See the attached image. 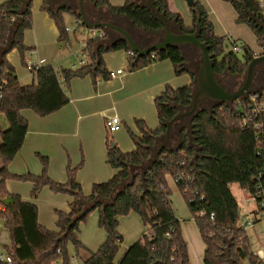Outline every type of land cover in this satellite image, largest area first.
I'll return each instance as SVG.
<instances>
[{
    "label": "trees",
    "instance_id": "obj_1",
    "mask_svg": "<svg viewBox=\"0 0 264 264\" xmlns=\"http://www.w3.org/2000/svg\"><path fill=\"white\" fill-rule=\"evenodd\" d=\"M84 1L92 3L95 9L107 8L111 14L129 19L136 29L148 32L150 38L163 31V25L153 11L141 6L149 0H126L121 7L112 6L109 0ZM150 1L160 10L165 21L176 29L193 34L200 28V41L207 45L213 56L217 78L245 74L253 56L252 50L248 46L241 47L244 54L238 56L231 48L230 37L215 34L209 14L201 3L194 1L190 7L194 26L186 28L181 14L172 12L166 0ZM226 1L236 10L237 23L251 28L258 45H263L264 30L250 19V15L264 22V7L254 0ZM32 5L33 0H7L0 5V93L3 95L0 101V215L11 235L12 244L6 250L12 257V264H71L68 245L73 244L78 256L87 250L80 240L81 227L94 210L99 211V224L107 238L96 252H88L84 264H190L182 221L173 207L167 176L176 181L199 229L205 244L204 264H261L252 253L248 232L237 226L240 206L230 185L238 184L242 189L254 190L255 177L264 172V114L254 117L249 127H242L241 116L229 106L202 104L197 115L190 119V129L181 123L176 128L175 124L171 129V147L162 151L160 159L149 171L143 173L140 169L150 165L157 141L167 131V123L179 114L180 109L186 111L190 107L194 81L178 89L168 85L155 99L160 122L157 129L149 128L144 120L135 121L138 133L130 130L135 144L133 151L124 153L116 144L108 142L107 163L115 174L106 182L93 184L89 195L84 193L77 180L81 165L67 168L66 183L56 182L49 176V159L40 154L42 174L14 175L9 172V165L22 149L28 133V121L22 111L29 109L40 117L59 111L70 103L66 88L72 79L91 76L95 83L110 80L104 55L118 50L129 51L121 39L108 45L90 38L84 47L88 57L86 66L60 71L51 66L42 67L35 75L36 82L24 86L19 82L8 55L17 50L25 63L24 55L29 52L25 34L33 27ZM42 8L48 10L47 1ZM75 9L77 6L65 8L57 15L50 12L60 32V40H67L68 36L64 13L81 19ZM99 20L114 22L101 14ZM132 37L142 47L151 44H142V37L137 39L135 34ZM226 41L231 52L225 51ZM164 60L173 64L178 76L190 73L183 50L174 47L142 58L129 57V71ZM191 77L194 79V73ZM1 119L6 120L7 127H2ZM255 125L260 129H255ZM176 148V151L171 150ZM131 166L134 167V180ZM8 179L33 183L32 196L35 198L44 187L72 197L68 212H56L57 230L39 223L37 205L8 192L5 187ZM123 183L129 185L120 191ZM263 210L260 209L259 214ZM132 212L141 217L145 232L118 262L116 259L124 241L119 230L120 218Z\"/></svg>",
    "mask_w": 264,
    "mask_h": 264
},
{
    "label": "crops",
    "instance_id": "obj_2",
    "mask_svg": "<svg viewBox=\"0 0 264 264\" xmlns=\"http://www.w3.org/2000/svg\"><path fill=\"white\" fill-rule=\"evenodd\" d=\"M6 1L7 0H0V5L4 4ZM45 1L48 2L47 11L42 8ZM166 1L168 2L169 8L172 12L181 14L186 28H192L194 26V18L192 16L190 7L187 6L186 0H166ZM194 1L201 3L207 10L209 14V19L214 26L215 34L218 37H221L223 33L220 32V28H224V29L226 28L227 31L229 32L239 31V30H243L247 32V30H250L246 24L237 23L236 21L237 12L234 9V7L226 0H194ZM62 2L63 0H33V7H32L33 27L31 30H28L25 34V45L29 48V52H27L28 57L27 58L25 57V63L23 62L22 67H20V65L17 62V59L15 58V55L17 56L20 53L17 50H13L8 55V59L10 63L15 68L19 82L24 86L33 85L36 82L35 75L32 74L26 68L27 61L38 60L39 58H43L51 63V62H56L55 59L58 58V54H56V52L58 50L59 44H61L60 32L54 20L51 17L49 4L52 6L54 10H56L61 5ZM109 2L112 6L121 7L125 4L126 0H109ZM76 6L77 9H75L74 12L76 11L80 14L79 0H72L67 5L66 8H75ZM84 9L88 16V19L92 22L98 21L99 15L101 14L103 18H110L113 21H121L123 23L129 24L130 26L134 27V25L130 22L129 19L125 17L121 18L111 14V12L107 8L95 9L92 3L84 1ZM64 14H67L75 19V27L74 28L68 27L71 29V32H67L68 34L67 40H63L65 42L64 47L69 49L70 52L66 54L63 57V59L64 58L68 59V57H70L71 54L75 52L73 46L74 42H72L70 35H73L76 39V42L81 44V39L78 38L79 32L80 35L83 36V38L85 36L87 37L83 48L77 49L80 51L76 50L77 53L80 52L79 54H81V56L83 57L85 44L87 40L91 38L89 36V29L86 28L84 25L83 26L77 25V22L79 20L82 21V18L78 19L76 15L66 12ZM82 30H84L83 34H81ZM105 33L107 37L102 39L101 42L108 45L112 44L114 38L111 37V32L107 33L105 31ZM139 34H143V36L149 35L148 32L142 33V31H139ZM57 38L59 39L58 42H57ZM255 53L257 54V52L254 51V54ZM104 61L108 72H116L118 70L124 69V65H126L125 62L116 59L114 56H111L108 53L104 55ZM74 64L71 65V68ZM129 68H130V64L127 71L123 70L124 73L122 75H118L117 77L111 78L110 80L98 81L97 83L93 81L91 76L72 79V81L69 84V87L66 88L70 96V103L67 104L65 107H63L62 109H60L59 111L51 115H48L46 117H40L34 111L29 109L23 110L22 115L28 121V133L26 135V139L22 149L9 165L10 172L14 175H25L28 173L39 175L43 170V165L38 158V154H40L49 159V166H48L49 176L56 182L66 183L67 168L69 166L72 168L80 166L81 164L80 162L82 160L84 153L85 155L84 167L82 166L83 168L81 167L78 170L77 180L82 186L86 185L87 179L89 177H92L93 175V173L90 171L92 166L97 164L94 161L95 158L93 157L94 151L97 150L100 155V156L97 155L96 157L97 160L100 159L101 162H103V160L105 159L107 162V148L106 151L104 150V148L105 145L107 146L109 140H107L106 144H104L105 141L104 137L106 135V133L104 132V128L105 130L107 129L106 116L108 115L117 114L122 120V126L117 132L110 133L109 130L107 129V132L113 134L112 137L114 141L117 143L116 145L124 153H127V151L128 152L133 151L135 149V144L134 146H132L131 144L125 142V138H123L124 136L122 132L123 131L122 127L126 126L128 128L134 129V126H136L135 121L137 119L144 120L147 125L149 124L148 127L151 129H156L155 127L157 126L159 127L160 122L157 123L159 118L155 105V99L164 92L165 88L168 85L174 89H178L181 88L179 86L182 85V82L179 81V79L177 78V75L174 70V66L169 60L153 63L145 68L139 69L134 72H130ZM61 69H63L62 66L58 67V71H60ZM193 81L194 79H192L191 77V81L189 80L185 82L186 84L185 86L190 85ZM155 114H157V118ZM1 123L3 128L7 127V122L5 119H1ZM137 133H138V129H137ZM171 139H172V134H171ZM1 142H2V137L0 134V144ZM171 145H172V140H170L169 146ZM111 170H113V176H114L115 170L112 168ZM86 173H88V178H85ZM110 175H112V171L110 172L107 170V174L105 173L104 178H100L93 181V184L102 183L110 179L108 178L110 177ZM167 180L170 188L172 184H176V181L171 176H167ZM88 183H90V181ZM8 188L10 192H12L13 194L20 195L24 201L30 202L27 198H25L28 196L27 191L29 190V187L27 185L20 187V185L17 184V182L9 181ZM236 188L239 189L241 192H244L243 196L245 202V198H246L245 189H242L238 184L230 185V189L233 192V194ZM49 194L56 196L55 198L58 203L61 202L63 203L60 204L59 208L55 209L56 212L57 211L68 212L65 209L68 205H70V202L72 201V197L71 199L69 197V201H68V199L61 197L60 195H55L52 192H50ZM31 203H34L38 207L39 223L50 230H57V229H52L49 226H46L47 224L43 222L42 214H41L42 209L40 204L32 201ZM240 214H241V208H240ZM124 218H125V224L128 222L127 220H129L127 219V216L120 218L119 230L120 233L122 230H124V234L128 235L129 232L126 231V228L123 226ZM190 218L191 219L188 221L194 222L192 214ZM185 219H189V218L187 217ZM2 220L5 223V220L3 218ZM257 222H259L258 219L256 220V223ZM186 225H187L186 221H184L181 224L183 229L182 233H184L185 236L184 239L187 242L188 251H190V260L191 262H193L194 254L191 253L196 250L197 252H199L200 255L199 258L201 264H204L205 244L202 240V237L200 236V232L198 233V235L199 237H201L199 238L201 239L202 242L201 247L199 243H196L198 247L195 249L194 244L190 242V238L185 232ZM131 237L132 236H130V238ZM137 237L138 236H135L132 240H130L129 244H127V242L124 244L123 247L124 250L119 252L116 261L119 262L121 260L127 249L134 243L133 241H135ZM103 241L104 238L103 239L101 238L100 242L102 243ZM193 243H195V240L193 241ZM86 251L89 252L90 250L87 249ZM82 252L80 253V256ZM73 262H75V260H73Z\"/></svg>",
    "mask_w": 264,
    "mask_h": 264
},
{
    "label": "rangeland",
    "instance_id": "obj_3",
    "mask_svg": "<svg viewBox=\"0 0 264 264\" xmlns=\"http://www.w3.org/2000/svg\"><path fill=\"white\" fill-rule=\"evenodd\" d=\"M187 6H188V2H187ZM32 7H33V5H32ZM188 7H187V9H188ZM63 22H64V25L66 27H70V28L75 27V19L70 17L67 14L63 15ZM123 24L129 32H131L133 34H136V33L138 34V32H139L138 29L135 28L133 30V28H131L129 24H126V23H123ZM249 29L251 30V28H249ZM250 30H247V32L243 31V30H239L240 32L239 31H230L229 32V31H227L226 28L225 29L220 28V32H223L221 37H228V36H231V34H232V36L230 37V40L236 41L238 46L243 47V49H244V46H248L252 50V53H254V51L259 53V54L263 53V45H260V44L258 45V41H257L255 33L252 30H251L252 31L251 32ZM226 32H228V33H226ZM83 33H84V30L81 31V34H83ZM113 33L114 32H111L112 36H113ZM226 35H228V36H226ZM46 36H47V34H46ZM70 37L72 39V42H74L73 46H74V50L76 53L75 52L72 53L70 57L66 56V57H68V59H65V58L63 59V57L70 52H69V49L64 47L65 42L63 40H60L61 44H59L58 50L56 52V54H58V58L55 59L56 62H51V63H56L57 67L62 66L63 69H71V65L75 63L74 65H76V69H79V68H81L80 66L77 65L79 60L85 59L86 62H88V57H82L81 54H79L80 52L77 53V51H80L77 49L83 48L87 37L85 36L83 38V36L80 35V32L78 33V38L81 39V44L76 42V39L73 35H70ZM58 40L59 39L57 38V42H58ZM226 42H225V51L231 52V49L226 47L227 44H229L228 41H226ZM180 48L183 50V53H184L185 58L187 60L188 70L191 71V73L195 74L199 65L202 63V54H201L200 50L196 46L191 51H189L188 47L186 48V47L181 46ZM108 54H110L111 56H114L116 59H119L122 62H125L126 65H124L123 70L127 71L130 63H129V57L127 56V53L125 50H118L115 52H110ZM243 54H244V52L237 54V55L241 57ZM24 56L27 58L28 53H26ZM15 58L17 59V62L20 65V67H22L23 59L21 57V54H18L17 56L15 55ZM57 60H59V61H57ZM76 69H74V70H76ZM244 76H245V74L240 76L239 79L244 80ZM177 78L179 79V81L182 82V85H180L179 87H182V86L186 85L185 82H187L189 80L191 81V74L190 73H184V74L179 75V76L177 75ZM252 88L253 89H261V87L259 85H253ZM200 108L201 107H199V109ZM155 115L157 118V114H155ZM157 123H159V120L157 121ZM157 127H155V128L157 129ZM100 129H101V127H100ZM122 130H123L122 132H123V136H124L123 138H125V142L134 146V142H133L131 135H130V130H132V131L135 130L137 133L136 126H134V129L123 126ZM104 132L107 135V137H106V135L104 137V140H105L104 144H106L107 140H109L110 143L117 144L112 137L113 134H110L109 132H107V129L105 130V128H104ZM95 145H96V143H95ZM106 148H107V146L105 145V148H104L105 151H106ZM81 154H82V152H81ZM97 155L100 156L98 151L95 150L93 153V157L96 159ZM95 159H94V161L97 164L92 166V168L90 170L93 173V175H92V177L88 178V173H86L85 178H88L87 184L82 186L84 193L87 195H89L92 191L93 181L100 179V178H104L105 173L107 174V170L110 172L112 171V175H110V177H108V178L111 179L112 178L111 176H113V170H111V166H109V164H107L105 159L103 160V162H101L100 159L99 160L96 159L97 161ZM84 161H85V155L83 153V157H82V160L80 162L81 167L82 166L84 167ZM9 172H10V170H9ZM42 172H43V170H42ZM42 172L40 174H42ZM110 179H108V180H110ZM108 180H106V181H108ZM9 181L17 182V184H19L20 187L27 185L29 187V190L27 191L28 196L25 198H27L30 202L32 201V202H37L38 204H40L41 209H42L41 214H42L43 222H45V224H47L46 226H49L52 229H57V218H56L57 214H56L55 209L59 208V206L62 202L58 203L56 201V198H55L56 196H53L49 193L52 192L55 195H60L61 197L68 199V201H69V197L71 199V196L68 194L55 193L49 187H44L40 191L38 197L35 198L32 196V190L34 188L33 183L28 182V181H20V180H16V179H8L5 181V187L8 190V192L11 194H13V193L10 192V190L8 188V182ZM89 181H90V183H88ZM106 181H104V182H106ZM0 182H1V177H0ZM171 190H172L171 200H172L173 207L175 209L176 215L180 218L182 223L184 221H186V223H187V225L185 226V232L187 233L188 237L190 238V242L192 244H194L195 249L198 247V245L196 243H199L200 247H201L202 242H201V239H199L201 237H199V235H198V233H199L198 227H197L195 222H189L188 221L191 219L190 218L191 212L189 210V207H188L183 195L181 194V192L178 189V187L176 186V184H172ZM243 193L244 192H241L237 188L234 190L235 197L237 198V200L240 204L241 215L242 216L245 214H250L251 216L256 215L259 212L258 206L253 202L245 203ZM65 210L69 211V205L66 207ZM257 215H258L257 219L259 220V222H257L255 224L254 228H250L247 231L249 238H250V244H251L252 251H256V250H258L264 246V210L260 214L258 213ZM124 217H126V216H124ZM187 217L189 219H185ZM2 218L3 217L0 215V253H2L4 255H8L7 250H6V246H8V247L11 246L12 240H11L10 232L5 227V223L3 222ZM127 219H129V220H127L128 222L125 224V218H124L123 226L126 228V231L129 232V234L125 235L124 230H122L123 232L121 231V233L123 234L122 236H124L123 237L124 241H123V245L121 246L119 252L124 250L123 247H124V244L126 242H127V244H129L130 240H132L135 236H138L137 239L135 241H133V242H136L137 240H139L141 238V236L143 235V233L145 231L141 217L138 214H136L135 212H132L129 215H127ZM181 228H182V226H181ZM182 231H183V229H182ZM130 236H132V237L130 238ZM183 236H184V233H183ZM101 238L102 239L104 238V241L102 243L100 242ZM106 238H107L106 232L104 229H102L100 227V224H99V211L94 210L90 213L87 222L84 223L81 227L80 240L83 242V244L86 246V248L88 250H90L92 252H96L100 248V246L105 242ZM126 238H128V239H126ZM194 240H195V243H193ZM132 243H130V244H132ZM68 252H69V256L71 257V264H84L83 258L85 259L89 256L87 251L82 252L81 256L76 255L75 247L71 243H69V245H68ZM191 254H194V259H193V262H191V260H190V264H201V261L199 258V256H200L199 252H197L195 250ZM189 256H190V251H189ZM73 260H75V262H73ZM0 264H2V263H0ZM244 264H249V263L244 262Z\"/></svg>",
    "mask_w": 264,
    "mask_h": 264
},
{
    "label": "water",
    "instance_id": "obj_4",
    "mask_svg": "<svg viewBox=\"0 0 264 264\" xmlns=\"http://www.w3.org/2000/svg\"><path fill=\"white\" fill-rule=\"evenodd\" d=\"M71 1L72 0H63L61 5L56 10H54L49 4V10L52 14L57 15L61 10L65 9ZM186 1L188 2L189 7L193 6L194 0ZM79 2L80 16L82 18V23L86 28L101 29L103 31H106L107 33L114 32L120 35L121 40L126 42L129 50L136 53L137 58L146 57L150 54H155L171 47L180 48L183 45L196 46L202 54V63L199 65L196 73L194 74L195 88L192 93L191 105L186 111L180 109L179 114L176 115L172 121H169L167 123V131L165 135L157 141L158 146L154 150L151 164L149 166L140 167L143 173H146L147 171H149V169H151L153 164L160 159L162 151L168 148V146L170 145L171 129L175 123L183 121L188 129H190V119L197 115L200 102L202 101H208L218 106L227 105L232 109V105L235 100L244 97L247 93L250 92L254 81L256 67L258 66V64L264 62V55L255 57L252 56L245 72L243 84L239 87V89L232 92L225 88L216 77L214 73L213 56L209 54L207 45L200 41V28H198L197 31L193 34H188L182 31H172L168 23L165 21L163 15L160 13V10L157 9L149 0L146 4H142L141 6L150 8L153 11L156 19L163 25L164 34L159 42H156L155 44L148 47H142L141 45L137 44L132 35L125 29L109 22H103L100 20L96 22L90 21L84 9V0H79ZM250 19L253 20L257 24V26H259V28L264 30V22H262L260 18L256 17L255 15H250ZM177 149L178 148L171 150L176 151ZM131 171L132 180H134L135 174L133 166H131ZM128 185L129 183H123L122 185H120V191H123Z\"/></svg>",
    "mask_w": 264,
    "mask_h": 264
},
{
    "label": "built area",
    "instance_id": "obj_5",
    "mask_svg": "<svg viewBox=\"0 0 264 264\" xmlns=\"http://www.w3.org/2000/svg\"><path fill=\"white\" fill-rule=\"evenodd\" d=\"M261 4L264 7V0H254ZM78 26H83L81 20L77 22ZM66 32H71V29L66 27ZM89 36L92 39L102 40L105 38L106 33L101 29H89ZM231 48L236 54L242 53V48L238 46L236 41H231ZM128 57L136 56V53L129 50ZM83 57H87L86 53H83ZM78 66L83 67L87 65L85 59L79 60L77 63ZM46 66L54 67L58 70L56 63H50L46 61V59L39 58L38 60H29L26 63V68L34 75L37 74L38 69ZM72 70L76 69V65L72 66ZM111 78H115L118 75H122L124 73L123 69L118 70L116 72H109ZM3 95L0 93V101ZM232 109L237 112L242 118V127H249L253 122L254 117H258L264 114V92H249L244 97L239 98L233 102ZM122 126V120L117 115H108L106 116V127L110 133L117 132ZM255 129H260L258 125L254 126ZM260 135H258V138ZM262 178H264V172H260L255 180L257 181L254 190H245V203H255L259 209H264V182H262ZM257 220V215L251 216L250 214L241 215L237 222V226L239 228H243L244 230H249L250 228H254ZM253 255L260 261L261 264H264V247L256 251H252ZM0 263L2 264H12L13 260L10 255H4L0 253Z\"/></svg>",
    "mask_w": 264,
    "mask_h": 264
},
{
    "label": "flooded vegetation",
    "instance_id": "obj_6",
    "mask_svg": "<svg viewBox=\"0 0 264 264\" xmlns=\"http://www.w3.org/2000/svg\"><path fill=\"white\" fill-rule=\"evenodd\" d=\"M113 24L116 25V26H119V27H121L123 29H125L126 31H128L127 28L124 26V24L121 21H114ZM168 25H169V27H170V29L172 31H174V32H180V30L176 29L173 24H168ZM130 27L133 28V30L135 29V27H132V26H130ZM129 33H131V32H129ZM131 34L133 35V33H131ZM163 34H164V31H162L159 34V36L154 37V38L153 37L150 38L149 35L143 36V34H139V32H138V34L137 33L135 34V37L137 39L139 37H142V44H144V43H151V44L148 45V46H150V45L155 44L156 42H159L162 39ZM111 37L114 38V42L117 41V40H119V39H121L120 35H118L116 33H113V36L111 35ZM182 47H186V48L188 47L189 48V51H191L195 46H193V45H183ZM262 55H264V52L263 53H260V54L259 53H257V54H254L253 53V56L254 57L255 56H262ZM244 78H245V76H244ZM218 79H219L220 83L225 88H227L228 90H230L232 92H234L237 89H239V87L244 82V80L239 79L238 76H234L233 77V76L223 75V76H220ZM253 85H259L261 87V89H253L252 88ZM252 87H251L250 92H264V62L258 64V66L256 67L255 75H254V81H253ZM202 104L203 105H210L211 103L208 102V101H202V102H200V105H202ZM179 123H182L181 125L186 126V124L183 121H179L175 125L176 128H179Z\"/></svg>",
    "mask_w": 264,
    "mask_h": 264
}]
</instances>
